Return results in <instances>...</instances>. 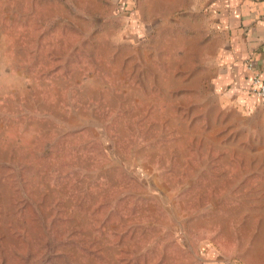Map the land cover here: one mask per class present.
<instances>
[{
    "label": "rangeland",
    "instance_id": "1",
    "mask_svg": "<svg viewBox=\"0 0 264 264\" xmlns=\"http://www.w3.org/2000/svg\"><path fill=\"white\" fill-rule=\"evenodd\" d=\"M213 1L0 0V264H264Z\"/></svg>",
    "mask_w": 264,
    "mask_h": 264
},
{
    "label": "crops",
    "instance_id": "2",
    "mask_svg": "<svg viewBox=\"0 0 264 264\" xmlns=\"http://www.w3.org/2000/svg\"><path fill=\"white\" fill-rule=\"evenodd\" d=\"M215 28L227 38L219 52L215 81L252 112L264 107L251 92L252 62L264 79V0H214Z\"/></svg>",
    "mask_w": 264,
    "mask_h": 264
},
{
    "label": "built area",
    "instance_id": "3",
    "mask_svg": "<svg viewBox=\"0 0 264 264\" xmlns=\"http://www.w3.org/2000/svg\"><path fill=\"white\" fill-rule=\"evenodd\" d=\"M247 67L251 72V92L264 105V79L252 62H249Z\"/></svg>",
    "mask_w": 264,
    "mask_h": 264
}]
</instances>
